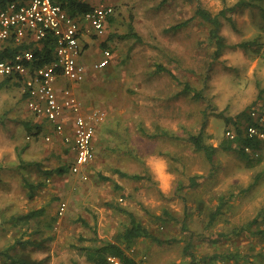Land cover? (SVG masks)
I'll use <instances>...</instances> for the list:
<instances>
[{
	"label": "rangeland",
	"instance_id": "1",
	"mask_svg": "<svg viewBox=\"0 0 264 264\" xmlns=\"http://www.w3.org/2000/svg\"><path fill=\"white\" fill-rule=\"evenodd\" d=\"M84 1L115 9L105 37L115 60L94 92L106 113L95 161L88 180L71 183L44 131L27 132V123H42L28 111L20 82L0 77V250L43 264H92L78 247L123 245L130 224L118 211L124 208L164 242L130 244L128 253L141 264H190L186 247L195 264H264V140L250 164L221 148L227 131L236 133L234 122L247 126L244 112L264 127V0ZM239 1L246 5L228 10ZM198 5L214 15L227 11L218 57L201 18L173 30ZM96 51L93 42L85 58ZM202 128L217 148L214 167L186 139ZM163 129L176 137H164ZM58 168L66 172L45 174ZM194 175L200 178L188 188ZM40 209L41 216L28 217ZM0 264L12 263L0 255Z\"/></svg>",
	"mask_w": 264,
	"mask_h": 264
},
{
	"label": "built area",
	"instance_id": "2",
	"mask_svg": "<svg viewBox=\"0 0 264 264\" xmlns=\"http://www.w3.org/2000/svg\"><path fill=\"white\" fill-rule=\"evenodd\" d=\"M115 13L111 5H97L89 12L72 16L54 0H18L9 2L0 10V44L12 41L16 46L35 42L36 46L53 35L56 40L53 60L43 65L36 64L33 49H20L13 58L0 62V77H12L20 82L28 111L51 126L55 134L65 143H73L74 161L70 171L88 180L86 168L95 160L94 140L98 127L106 121L101 109H84L70 87L57 89L59 77L79 83L86 77V66L82 63V37L84 29L92 28L98 36L107 32V24ZM112 60L109 49L103 51L101 60L94 69L107 67ZM72 116V134L66 132V114ZM249 136L264 139L258 127L248 128ZM231 139L236 133L228 130ZM46 142L51 135L44 136ZM67 211V203L61 202L59 214Z\"/></svg>",
	"mask_w": 264,
	"mask_h": 264
},
{
	"label": "trees",
	"instance_id": "3",
	"mask_svg": "<svg viewBox=\"0 0 264 264\" xmlns=\"http://www.w3.org/2000/svg\"><path fill=\"white\" fill-rule=\"evenodd\" d=\"M16 1V0H0V10L3 9L9 2ZM56 3L62 5L64 9L68 11V13L72 16L80 15L86 12H89L93 9V6L84 1V0H54ZM245 4L244 1H239L235 6L229 8V11H234L235 9H238L240 7H243ZM227 11L222 10L219 14L214 15L210 11L204 9L200 5H198L195 15L192 18H189L188 20L181 22L180 24L173 27V30L183 28L184 26L188 25L195 17H199L202 20H204L208 25L210 26L209 31V39L212 43H214L217 47L216 50V57H218L222 49L225 47L224 43V37L221 34V17L226 16ZM113 20V19H112ZM110 18V22H112ZM128 37V36H126ZM43 47L41 49H33L34 54L37 58L36 64L43 65L48 62H51L53 60L54 51L56 47V40L53 37V35H49L44 41H43ZM31 44L24 43L23 45L16 46L12 41H8L6 43L0 44V62L4 60H8L14 57V55L20 50V49H31ZM241 47H248L249 43H243L240 44ZM161 71L167 72L170 76H174V74L169 69H163ZM6 81V83L11 82L13 80L12 77H3ZM19 83V82H18ZM20 84V83H19ZM21 85V84H20ZM190 85L186 83L184 85L183 92L189 93L190 91ZM198 98H203L201 92H196L195 94ZM23 98H25L23 96ZM25 100V99H24ZM241 118H244L247 126L245 128H242L241 123L239 121L234 122L235 130H236V137L234 139L229 138L227 141L223 142L222 149L223 151L229 153L233 152L238 157H240L243 160H247L248 164H250V155H254V153L260 148V144L264 139H261L257 136H249L248 134V128L251 126H255L258 128L263 129L261 123L258 121H255L252 117V115H248L247 113H242ZM25 128L27 132L33 136H37L42 132V128L40 126H31L29 123L25 125ZM203 130L202 128L201 132L197 135H189L187 141L191 143L195 149V151L201 155H203L208 162V165L211 167L215 166V156L217 152V148L209 145L205 142L204 136H203ZM162 135L166 138L172 139L173 136L176 137L173 132H170L167 129L162 130ZM177 139V138H175ZM251 151V153H250ZM22 160V163H24V160ZM63 174L64 169L58 168L54 171L45 172L47 175H53V174ZM116 173H118L122 177L130 176L127 173H124L120 170H116ZM131 178L134 179H142L143 176L139 175H131ZM200 176L194 175L192 178H190L191 184L188 185V188H194L196 185V181H198ZM222 202L218 205V207L213 210L212 213H210V224L213 225L215 223V220L217 219V216L221 213L222 210ZM118 211L121 213L126 214L129 217L130 224L127 227V229L122 234V243L119 242H107L105 244H102L100 246H79L78 251L83 254L86 258V260L92 264H141L139 261H137L134 257H132L128 253V247L130 244L134 243L138 239H151L152 241L164 243L159 237L155 236L148 227L144 226L135 216L133 212H130L128 210H125L124 208H118ZM43 214V209L36 210L33 212H30L28 214V217H38ZM186 254H189L192 258L190 264H195V257L194 254L189 252V248L186 247L184 249ZM0 255H5L11 260L12 264H43L41 261L37 260H31L26 257H17L16 259L14 256H10L8 252L0 250ZM217 257V256H214ZM210 259H213L210 257ZM216 259V258H215Z\"/></svg>",
	"mask_w": 264,
	"mask_h": 264
},
{
	"label": "crops",
	"instance_id": "4",
	"mask_svg": "<svg viewBox=\"0 0 264 264\" xmlns=\"http://www.w3.org/2000/svg\"><path fill=\"white\" fill-rule=\"evenodd\" d=\"M16 1H18V0H16ZM112 19L113 18H111V20ZM110 24H111V22L109 20V22L107 24V31L109 30ZM107 35L108 34L106 32L103 36H98L95 33V31L90 27H88L87 30L84 29V34L82 37V45H83L84 49H83L81 61L86 66V77H85V79L82 82L75 83V82L69 81L63 77H59L58 81H57L56 87L58 89V92L61 94V91L63 88L70 87L72 89V91L74 92V94L76 95V97L82 103L84 109L89 110V109H94V108H97V109L102 108L101 103L99 104L94 98L95 86L97 84V80L99 78H101L103 75H105V73L102 70L107 69V67L109 68L111 66V64L114 62L115 54L114 53L112 54L111 63L107 67L96 70V69H94L93 66L95 63H97L99 60H101V58L103 56V51L105 49H108L107 44H106L107 40L105 38ZM93 42L95 43V45L97 47V51H96L97 57L95 54L92 53L90 59L85 58V53H86V51L89 50V48L91 47ZM31 43L33 44L31 49H36V48L41 49L43 47V45L36 46L35 42H31ZM31 43H29V44H31ZM65 119L67 121L66 122V132L69 134H72V119L73 118H72L71 114L70 113L66 114ZM36 120L40 121L42 123L41 127H42V131H44L45 135H51L52 136V141H50L48 143H50V145H51V150H55L56 155L59 158H61V160L64 162V165L67 167V169H69L68 180L71 183H75V182L80 181L81 180L80 174H74L70 171L71 164L73 163L74 157H75V150L73 148V143H65L61 136L55 134V132L53 131L51 126L47 125L45 122L43 123L39 119H36ZM101 126L98 127V129H97L95 140H94L95 141L94 146L96 145L98 132L101 129ZM44 141H45V139H44ZM95 152H96V146H95ZM67 162H68V164H67ZM88 167L86 168V171H87ZM63 169H65V168H63ZM65 172L66 171H64V173Z\"/></svg>",
	"mask_w": 264,
	"mask_h": 264
}]
</instances>
